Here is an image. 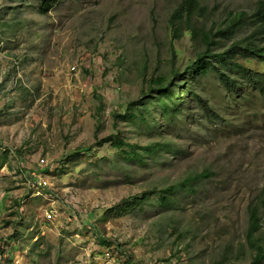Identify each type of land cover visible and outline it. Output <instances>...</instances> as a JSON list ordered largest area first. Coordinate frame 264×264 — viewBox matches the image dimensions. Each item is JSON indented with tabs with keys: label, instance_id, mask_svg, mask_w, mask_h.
I'll use <instances>...</instances> for the list:
<instances>
[{
	"label": "rangeland",
	"instance_id": "1",
	"mask_svg": "<svg viewBox=\"0 0 264 264\" xmlns=\"http://www.w3.org/2000/svg\"><path fill=\"white\" fill-rule=\"evenodd\" d=\"M180 1L53 0L44 12L42 0H0V264L251 263L254 205L264 243V96L223 112L230 120L221 126L193 124L190 101L175 138L183 151L166 154L164 166L128 161L115 137L99 143L116 131L149 141L114 112H125L153 79L185 71L204 49L185 22L171 26ZM201 1L208 12L193 23L214 31L230 11L258 2ZM242 61L264 72L259 60ZM198 82L212 104H224L215 71ZM204 170L212 174L199 178L198 192L180 191L170 208L115 207Z\"/></svg>",
	"mask_w": 264,
	"mask_h": 264
},
{
	"label": "trees",
	"instance_id": "2",
	"mask_svg": "<svg viewBox=\"0 0 264 264\" xmlns=\"http://www.w3.org/2000/svg\"><path fill=\"white\" fill-rule=\"evenodd\" d=\"M52 2L53 0H42L41 10L47 12L53 5ZM207 12L208 7L201 0L180 1L171 15L170 24L176 29L178 25L185 22L192 36L200 38L204 49L187 65L185 71L174 69L170 79L162 76L153 79L149 90L147 92L143 90L137 100L129 103L125 112H114L116 121L129 118L126 120L128 124L134 126L133 129L139 134L149 135V141L141 144L132 141L129 137L121 136V132L116 131L99 140L100 144L115 137L112 141L113 145L120 148L123 157L128 161H138L143 165L164 166L171 160V157L166 154L174 157L183 151L182 145L178 144L175 138L182 136L184 116L189 111H184L183 108L186 106L185 109H188L190 101H195L197 109L190 114L193 124L211 123L221 126L230 120L223 112L229 108H238L242 102H250L256 94L264 96V72L242 61L245 58L264 63V0H258L252 11H230L226 25L215 31L214 26L205 29L193 23L195 17L204 16ZM242 28L250 29L242 37L221 48L219 43L222 37L236 34ZM213 71L217 73L218 80L225 90L224 106L218 108L203 95L198 82L200 77H206ZM186 73L188 77H192L191 81L188 80L189 78H184ZM178 77H182L181 81L172 88L174 79ZM182 93L187 98L181 99ZM98 109L102 111L103 104ZM99 128L100 123L96 127L97 132ZM124 146L128 148L124 149ZM164 156L166 159H163ZM211 174L210 171L204 170L185 176L163 188L154 187L140 194L125 197L124 204L121 207L120 204L115 207L119 212L144 210L146 205L170 208L175 202L176 194L180 191L188 194L197 193L199 178L208 177ZM250 218L248 240L255 254L249 264H263L264 243L258 242L255 234L262 220L258 205L251 208ZM99 239L104 246L112 245L113 240L108 237L99 235ZM121 245L117 246L121 247ZM4 251V248L0 247V254ZM128 263L138 264L130 258Z\"/></svg>",
	"mask_w": 264,
	"mask_h": 264
},
{
	"label": "built area",
	"instance_id": "3",
	"mask_svg": "<svg viewBox=\"0 0 264 264\" xmlns=\"http://www.w3.org/2000/svg\"><path fill=\"white\" fill-rule=\"evenodd\" d=\"M41 163H48V162L45 158H42ZM48 215H49V217H52L53 214H52V212H49Z\"/></svg>",
	"mask_w": 264,
	"mask_h": 264
}]
</instances>
